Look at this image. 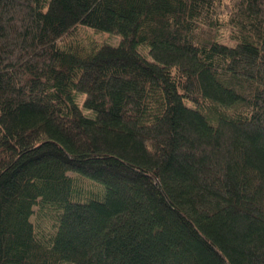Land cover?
<instances>
[{
    "label": "trees",
    "instance_id": "1",
    "mask_svg": "<svg viewBox=\"0 0 264 264\" xmlns=\"http://www.w3.org/2000/svg\"><path fill=\"white\" fill-rule=\"evenodd\" d=\"M0 264H264V0H0Z\"/></svg>",
    "mask_w": 264,
    "mask_h": 264
},
{
    "label": "rangeland",
    "instance_id": "2",
    "mask_svg": "<svg viewBox=\"0 0 264 264\" xmlns=\"http://www.w3.org/2000/svg\"><path fill=\"white\" fill-rule=\"evenodd\" d=\"M229 27L225 26V27H221L217 33V41L219 43H223L226 45H234L233 41L230 40L229 38ZM77 33H78V37L80 38V40H83L85 43H98L99 45H101L102 43H106L108 45L111 46H116L119 44V38L117 36H114L112 34L109 33H100V32H95L90 28L84 27V26H79L77 28ZM69 39V38H67ZM67 41V40H66ZM76 101L79 105V107L82 109L83 113L88 115L89 112L86 111L83 107V101L85 99V96L81 95V94H77L76 96ZM84 185L88 186L89 184H87L86 182H84ZM42 221H37V223H35L37 225V229H40L44 232L48 231V225L46 224V222L41 218ZM39 223V224H38Z\"/></svg>",
    "mask_w": 264,
    "mask_h": 264
}]
</instances>
